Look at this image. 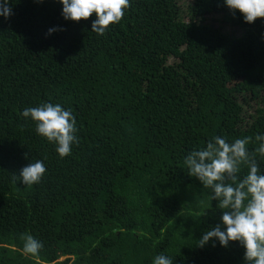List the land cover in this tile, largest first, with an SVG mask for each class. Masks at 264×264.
Listing matches in <instances>:
<instances>
[{
    "label": "trees",
    "instance_id": "trees-1",
    "mask_svg": "<svg viewBox=\"0 0 264 264\" xmlns=\"http://www.w3.org/2000/svg\"><path fill=\"white\" fill-rule=\"evenodd\" d=\"M10 5L0 17V264H152L158 254L244 264L236 241L196 246L221 210L183 159L213 136L248 137L264 172L254 151L264 18L245 23L223 0H130L97 35L94 13L66 21L57 0ZM52 27L61 30L47 35ZM45 102L75 117L77 142L63 159L20 114ZM38 159L39 184L13 179ZM29 234L43 244L37 257L22 252Z\"/></svg>",
    "mask_w": 264,
    "mask_h": 264
},
{
    "label": "clouds",
    "instance_id": "clouds-1",
    "mask_svg": "<svg viewBox=\"0 0 264 264\" xmlns=\"http://www.w3.org/2000/svg\"><path fill=\"white\" fill-rule=\"evenodd\" d=\"M42 3L43 0H37ZM62 5L64 20L78 22L95 14L91 32L103 35L110 25L120 22L130 6V0H57ZM232 13L238 12L243 22L251 24L264 18V0H223ZM11 15L10 0H0V17ZM264 23V20H262ZM57 27L47 30V35L58 31ZM264 40V32L261 33ZM25 120L35 124V132L54 146L63 159L71 154L77 142L75 117L59 103H42L26 107L20 113ZM258 142L255 153L264 158V133L254 138ZM249 138H237L232 142L223 136H213L205 146L189 152L183 159L189 177H195L204 189L210 190L209 200H215L221 210L220 224L204 231L196 246L203 247L210 240L227 247L236 241L244 248V264H264V172L258 166L256 156L247 147ZM242 166L247 168L242 177ZM46 172L42 160L28 163L14 175V180L25 186L39 184ZM208 209V208H207ZM204 213V212H203ZM202 213V214H203ZM223 225V230H221ZM43 244L32 235L23 238L22 252L37 257ZM152 264H173V259L158 254Z\"/></svg>",
    "mask_w": 264,
    "mask_h": 264
},
{
    "label": "rangeland",
    "instance_id": "rangeland-1",
    "mask_svg": "<svg viewBox=\"0 0 264 264\" xmlns=\"http://www.w3.org/2000/svg\"><path fill=\"white\" fill-rule=\"evenodd\" d=\"M209 24H210V23H209ZM213 26L216 27V28H218V26H219L220 29H223V28H224V30H225L226 32H228V33L232 32V29H231V28H229V27L226 26V25H223V24L220 23L219 21H217L215 25L213 24ZM173 60L175 61V59H172V60L169 61V63H172Z\"/></svg>",
    "mask_w": 264,
    "mask_h": 264
}]
</instances>
